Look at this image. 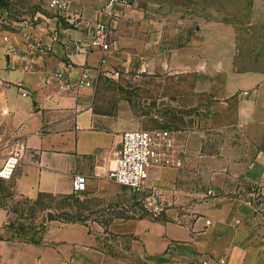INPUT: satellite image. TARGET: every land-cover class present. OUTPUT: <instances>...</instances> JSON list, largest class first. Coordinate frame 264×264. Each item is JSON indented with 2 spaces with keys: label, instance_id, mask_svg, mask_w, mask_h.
Listing matches in <instances>:
<instances>
[{
  "label": "crops",
  "instance_id": "1",
  "mask_svg": "<svg viewBox=\"0 0 264 264\" xmlns=\"http://www.w3.org/2000/svg\"><path fill=\"white\" fill-rule=\"evenodd\" d=\"M106 1L68 0L60 17L0 25V164L16 142L25 147L10 178H0L12 194H66L75 173L85 176L87 194L110 184L107 173L121 134L136 127V120L129 108L95 110L91 87L74 85L81 68L95 75L108 66L109 53L129 58L123 46L138 33L128 30L130 20H109L101 12ZM124 10L114 6L118 14ZM96 20L109 22L113 50L83 54L66 48L88 40L86 23ZM211 25L219 24L203 26ZM242 39L233 26L227 35L204 33L196 59L183 63L193 71L190 91L205 123L230 132L211 151L203 131L197 145L186 132L184 146L174 144L179 165L149 167L147 184L169 203L167 218H121L103 227L49 220L36 239L25 240L10 236L4 225L12 213L0 204L2 264H117L120 259L99 245L105 234L128 239L125 252L143 264H264V229L245 202L252 184L264 188V56L255 50L250 55ZM66 62L72 64L69 72L59 80L51 77ZM61 82L70 87L61 91Z\"/></svg>",
  "mask_w": 264,
  "mask_h": 264
},
{
  "label": "rangeland",
  "instance_id": "2",
  "mask_svg": "<svg viewBox=\"0 0 264 264\" xmlns=\"http://www.w3.org/2000/svg\"><path fill=\"white\" fill-rule=\"evenodd\" d=\"M48 2L0 0V25L10 27L16 22L36 24L47 17H60ZM128 2L129 6L118 19L130 20L132 23L128 30H135L138 34L132 43L123 46L129 52V58H123L116 52L109 53L108 66L95 73L91 85L94 109L116 113L119 109L129 108L131 117L136 120V127L130 129L173 130L179 147L184 146L180 139L186 132H191L190 136L193 134L189 143L197 145L201 141L200 137V140L197 138L198 132L203 131L206 150L215 149L222 141L220 136L225 137L230 132L229 128L221 131L205 123V112L190 91L193 71H185L183 63L196 59L199 40L204 33L227 35L231 26L243 36L241 45L244 50L249 49L250 55L255 50L256 56H264V0ZM213 22L219 25L203 26ZM6 182L0 180V204L11 211L12 217L4 226L11 229L10 236L17 235L25 240L36 239L49 220L69 223L71 219L63 210L79 211L82 223L103 227L109 221L126 217L164 219L169 208V203H164L163 209L155 213L143 205L145 193L135 194L112 180L107 188L95 194L84 191L71 198L42 197L39 203H34V198L12 194ZM70 193L69 190L66 194ZM116 239L115 235L105 234L99 245L107 247L113 256L120 259L117 264H143L141 259L125 252L129 248L128 239Z\"/></svg>",
  "mask_w": 264,
  "mask_h": 264
},
{
  "label": "built area",
  "instance_id": "3",
  "mask_svg": "<svg viewBox=\"0 0 264 264\" xmlns=\"http://www.w3.org/2000/svg\"><path fill=\"white\" fill-rule=\"evenodd\" d=\"M49 6L58 12H64L68 7V0H49ZM116 4L129 6L128 0H107L101 12L107 15L109 20L116 21L119 14L114 11ZM75 20L79 17L74 16ZM74 20V21H75ZM1 21V20H0ZM90 25L89 38L86 41H72L66 44V48L78 52L88 53L91 51L103 52L110 48V25L107 21L96 20ZM3 39L7 36L3 35ZM72 64L66 62L61 67H56L51 77L59 80L65 72H69ZM94 75L89 72V68L83 67L78 75L76 86L91 87ZM48 80V78H47ZM68 83L61 82L59 88L61 91L69 88ZM21 94H27L26 90H21ZM174 131L170 129H128L121 134L119 148L114 158V166L107 176L113 182L126 186L135 194L145 195L142 197V203L153 212L158 213L163 209L165 198L155 189L147 184L148 170L151 166L179 165L180 160L174 154L175 148ZM23 143L18 141L12 146L2 163L0 164V178L8 179L16 168L23 150ZM86 189V179L81 173H75L71 177L70 191L75 194H81ZM245 202L251 206L254 214L259 219V225L264 229V188L260 184L254 183L247 191ZM203 264L205 261L202 262ZM0 264H2L0 260Z\"/></svg>",
  "mask_w": 264,
  "mask_h": 264
},
{
  "label": "trees",
  "instance_id": "4",
  "mask_svg": "<svg viewBox=\"0 0 264 264\" xmlns=\"http://www.w3.org/2000/svg\"><path fill=\"white\" fill-rule=\"evenodd\" d=\"M8 191H9V189H8ZM75 195L76 194L73 193V192L70 193V194H51V193H46V192H39L37 194V196L34 198L33 202L34 203H39L40 202V199L42 197H47L49 199H53L55 197H59V198H71V197H73ZM63 212L70 217V219H71L70 222H74V221L82 222V219H81L82 213L81 212H79V211L72 212L71 210H69V211L68 210H66V211L63 210ZM126 218H129V217H126Z\"/></svg>",
  "mask_w": 264,
  "mask_h": 264
}]
</instances>
